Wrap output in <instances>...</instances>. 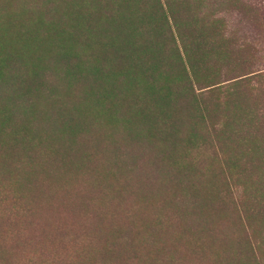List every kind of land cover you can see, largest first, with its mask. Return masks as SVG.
Listing matches in <instances>:
<instances>
[{
	"label": "trees",
	"instance_id": "1",
	"mask_svg": "<svg viewBox=\"0 0 264 264\" xmlns=\"http://www.w3.org/2000/svg\"><path fill=\"white\" fill-rule=\"evenodd\" d=\"M262 54L264 0H0V264H182L184 246L192 264H264L247 233L264 214ZM131 191L142 221L92 243ZM80 215L84 239L63 226Z\"/></svg>",
	"mask_w": 264,
	"mask_h": 264
},
{
	"label": "rangeland",
	"instance_id": "2",
	"mask_svg": "<svg viewBox=\"0 0 264 264\" xmlns=\"http://www.w3.org/2000/svg\"><path fill=\"white\" fill-rule=\"evenodd\" d=\"M241 1H246V0H241ZM230 2H226L223 3L221 5V11L218 15H220L223 18V27H224V34L227 37L230 36H235V35H239L241 34V30H242V25L238 24V21L236 19V15L234 13H230L228 11V4ZM3 25V24H2ZM15 44V40L13 39H9L7 41V46L12 48ZM253 70H261L264 71V54H262L259 62H257L255 64L254 67H252ZM54 79V77L52 78V80ZM83 83L80 82L79 85L75 86V88L73 89L71 95H67L65 96L66 99L63 98H57L56 99V104L60 103L58 106H62L63 102H65V104L67 106H70L72 103L74 104L75 102L78 101L77 96L79 93H82V87H83ZM56 93H59L58 91ZM55 93V94H56ZM36 95L34 94L33 97H35ZM76 100V101H75ZM80 108V107H79ZM0 110H5V106L3 105V103H0ZM57 110V109H56ZM12 123H8L6 126V130H12L13 126H11ZM0 131H2V128L0 127ZM3 138V141L0 142V146L4 144V142L6 141L5 138V134L0 133V139ZM38 139L33 138V141H37ZM207 154H209V151H207ZM198 160H202L203 163L205 161V163L208 161V158L206 157V154L203 152V155L198 156ZM220 164V162H214L213 166L217 167ZM216 171L218 172V168L216 169ZM218 180H222L221 177H218ZM47 179L49 181H53L55 183H67V184H72V180L70 178H66L65 176H61L59 174H55L53 173V175H48ZM67 179V180H66ZM45 180V178H44ZM215 181V180H214ZM115 184H117V186H122L123 185V178L119 179ZM222 185V184H221ZM219 186V185H217ZM229 201V199H227ZM230 202V201H229ZM116 200L113 202V206L118 207V209L116 210L117 212L114 213V216L117 215V217L114 218L113 215H111L109 213V215L111 216H107V217H103V219L99 222V226H100V230L99 231H87L89 233V236L92 238V243H94L99 236H104V233H107V225H112V224H117L120 225L121 227H131L132 223L136 221V223H139L142 221V219L140 218V216H135L133 218H131V220L126 216L128 215V213H124L129 209V206H132L133 208H140L142 206V204L140 203L139 200V193L136 191H131L129 193V195H127L125 197V199L123 201H121L118 204H115ZM121 213V214H120ZM120 214V215H119ZM230 216V215H229ZM232 217V216H231ZM230 217V218H231ZM133 219L135 221H133ZM109 220H113V221H109ZM109 221V222H107ZM87 222V219L85 216L80 215L79 217H71L68 219V221L65 223V225H63L66 229H71L72 227H74L75 229L78 227V237L80 239H84V235L82 234L83 232H80V230L82 231L84 229V225ZM107 222V224H106ZM102 227H103V231H102ZM74 231V230H73ZM247 233H249V239H250V243L252 244L251 247L254 250V253L256 255L257 259H261V251L264 250V214H259L256 215L254 214L251 217V227L248 226L247 229ZM77 241L74 240L73 242H68L69 245H74V247H76V249H78V246H80L81 241ZM182 252V260L183 263L182 264H192L193 263V259L191 260V256H190V250L189 248H187L186 246L182 247V249H179ZM260 256V257H258ZM251 258H252V254H251ZM196 261V260H195ZM210 262L208 261V259L206 258L204 261V264H209ZM195 264H198L195 263ZM200 264H202V262H200Z\"/></svg>",
	"mask_w": 264,
	"mask_h": 264
}]
</instances>
